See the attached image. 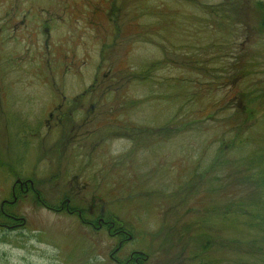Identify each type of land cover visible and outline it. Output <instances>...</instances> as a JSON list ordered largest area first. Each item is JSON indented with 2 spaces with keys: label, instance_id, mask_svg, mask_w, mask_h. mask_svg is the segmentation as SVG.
Listing matches in <instances>:
<instances>
[{
  "label": "rangeland",
  "instance_id": "374dc122",
  "mask_svg": "<svg viewBox=\"0 0 264 264\" xmlns=\"http://www.w3.org/2000/svg\"><path fill=\"white\" fill-rule=\"evenodd\" d=\"M263 211L264 0H0V264H264Z\"/></svg>",
  "mask_w": 264,
  "mask_h": 264
},
{
  "label": "trees",
  "instance_id": "16d2710c",
  "mask_svg": "<svg viewBox=\"0 0 264 264\" xmlns=\"http://www.w3.org/2000/svg\"><path fill=\"white\" fill-rule=\"evenodd\" d=\"M236 213H238V214H242L240 211H237ZM263 214H262V220H263V224H264V211L262 212ZM4 216V215H3ZM2 219H4L5 221H10V222H20V220L19 219H17V218H14V217H10V215H9V217H7V216H4V217H2ZM251 219H252V221L253 222H255L256 224L257 223H259V222H257L258 220H259V214H254V218L253 217H251ZM256 219V220H255ZM2 224H4V222L2 223ZM262 233L264 234V225H263V231H262Z\"/></svg>",
  "mask_w": 264,
  "mask_h": 264
},
{
  "label": "flooded vegetation",
  "instance_id": "af4514ba",
  "mask_svg": "<svg viewBox=\"0 0 264 264\" xmlns=\"http://www.w3.org/2000/svg\"><path fill=\"white\" fill-rule=\"evenodd\" d=\"M98 222H100V223H102V218H99L98 219ZM101 226V225H100ZM132 258H131V256H130V258H129V260H131ZM136 264H138V259H137V263Z\"/></svg>",
  "mask_w": 264,
  "mask_h": 264
}]
</instances>
